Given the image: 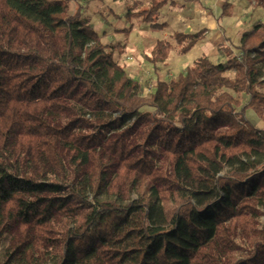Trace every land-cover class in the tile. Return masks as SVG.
I'll return each instance as SVG.
<instances>
[{"label": "trees", "instance_id": "1", "mask_svg": "<svg viewBox=\"0 0 264 264\" xmlns=\"http://www.w3.org/2000/svg\"><path fill=\"white\" fill-rule=\"evenodd\" d=\"M68 2L0 0V264H264V129L246 119L264 123V24L144 96ZM175 2L136 0L125 18L161 31Z\"/></svg>", "mask_w": 264, "mask_h": 264}, {"label": "rangeland", "instance_id": "2", "mask_svg": "<svg viewBox=\"0 0 264 264\" xmlns=\"http://www.w3.org/2000/svg\"><path fill=\"white\" fill-rule=\"evenodd\" d=\"M133 1L136 0H95L89 3H86V0H69L67 13L74 12L76 3L82 6L84 16L90 18L102 42L117 47L114 53L115 61L141 83L144 96L153 91L158 78L163 81L176 78L200 56H206L214 63L224 62L226 55L219 52L220 43L230 46L234 41L238 42L241 34L251 30L255 24H264V11L255 8L252 0H177L174 5H166L160 10L158 20L159 23H165L166 28L152 31L138 19L125 18L126 6L131 5ZM142 1L146 4L149 0ZM226 1L232 8L227 15H221ZM181 19L189 20L188 29L181 26ZM204 27L207 29L204 39L199 42L200 46L191 49L189 55L182 57L171 52L163 64L156 66L148 61L153 57L154 44L159 39L166 36L168 38L174 32L195 33ZM123 29L128 30L127 36L119 33ZM246 119L255 127L264 129V123L251 110L247 111ZM261 222L264 223V216ZM6 244V240L0 243V254Z\"/></svg>", "mask_w": 264, "mask_h": 264}, {"label": "crops", "instance_id": "3", "mask_svg": "<svg viewBox=\"0 0 264 264\" xmlns=\"http://www.w3.org/2000/svg\"><path fill=\"white\" fill-rule=\"evenodd\" d=\"M180 22L182 23V24H181L182 27H184L185 29H188V28H189V25H188L189 20H188V21H186V20L183 21V20L181 19ZM205 28H206V27H204V28H202V29H205ZM206 30H207V29H206ZM186 31H188V30H186ZM192 32H194V31H192ZM180 33H185V32H180ZM195 33H196V32H195ZM172 34H173V33H172ZM172 34H171V35H172ZM163 39H167V36H166L165 38H163ZM163 39H159V40H163ZM200 44H201V43H198V44H196L195 46L198 47V46H200ZM234 44H237V42L234 41ZM195 46H194V47H195ZM194 47H193V48H194ZM193 48H192V49H193ZM190 51H191V50H190ZM190 51H189V52H190ZM189 52L187 53L188 55H189ZM187 54H186V55H187ZM182 57H185V55L182 56ZM188 66H189V65H188Z\"/></svg>", "mask_w": 264, "mask_h": 264}]
</instances>
